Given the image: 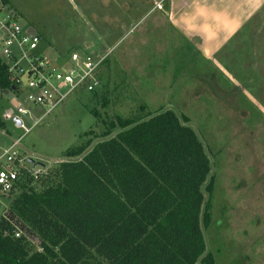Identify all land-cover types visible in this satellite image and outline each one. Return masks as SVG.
<instances>
[{
  "label": "rangeland",
  "instance_id": "1",
  "mask_svg": "<svg viewBox=\"0 0 264 264\" xmlns=\"http://www.w3.org/2000/svg\"><path fill=\"white\" fill-rule=\"evenodd\" d=\"M8 1L22 28L41 35L53 61L73 51L105 61L98 69L102 86L76 89L35 125L41 108L24 102L28 132L13 121L16 96L0 92V151L20 138L21 155L52 169L79 159L64 153L116 115L127 117L140 105L172 110L210 160L206 253L216 264H264V22H252L208 59L168 22V0ZM6 198L0 194V216Z\"/></svg>",
  "mask_w": 264,
  "mask_h": 264
},
{
  "label": "trees",
  "instance_id": "2",
  "mask_svg": "<svg viewBox=\"0 0 264 264\" xmlns=\"http://www.w3.org/2000/svg\"><path fill=\"white\" fill-rule=\"evenodd\" d=\"M11 89L0 57V92ZM82 135L64 153L79 159L1 195L0 264H216L202 230L211 165L191 127L140 105Z\"/></svg>",
  "mask_w": 264,
  "mask_h": 264
},
{
  "label": "built area",
  "instance_id": "3",
  "mask_svg": "<svg viewBox=\"0 0 264 264\" xmlns=\"http://www.w3.org/2000/svg\"><path fill=\"white\" fill-rule=\"evenodd\" d=\"M161 2L157 4L161 7ZM41 37L25 31L16 14L10 10L6 0H0V57L7 68L12 89L8 93L16 96V114L13 121L28 132L22 116L31 111L24 105L30 103L41 108L42 114L34 121L38 123L53 111L70 94L80 87L93 91L101 85L98 69L105 56H92L74 51L67 59L55 62L46 56L40 47ZM18 99H22L20 102ZM9 116V115H8ZM17 119V120H16ZM20 138L0 151V194H8L23 175L37 179L48 172L50 165L32 163L17 150ZM19 232L16 236H19Z\"/></svg>",
  "mask_w": 264,
  "mask_h": 264
},
{
  "label": "crops",
  "instance_id": "4",
  "mask_svg": "<svg viewBox=\"0 0 264 264\" xmlns=\"http://www.w3.org/2000/svg\"><path fill=\"white\" fill-rule=\"evenodd\" d=\"M168 2V22L192 39L200 54L208 59L218 55L252 22L254 26L264 22V0Z\"/></svg>",
  "mask_w": 264,
  "mask_h": 264
},
{
  "label": "water",
  "instance_id": "5",
  "mask_svg": "<svg viewBox=\"0 0 264 264\" xmlns=\"http://www.w3.org/2000/svg\"><path fill=\"white\" fill-rule=\"evenodd\" d=\"M5 93H8V90H5ZM16 120H17V119H16ZM19 123H20V121L17 120V124H19ZM28 161H29V162H32V163H34V164H35V163H39V162L35 161V160L32 159V158H29Z\"/></svg>",
  "mask_w": 264,
  "mask_h": 264
}]
</instances>
